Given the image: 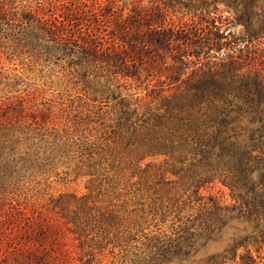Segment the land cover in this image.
<instances>
[{"label": "trees", "instance_id": "obj_1", "mask_svg": "<svg viewBox=\"0 0 264 264\" xmlns=\"http://www.w3.org/2000/svg\"><path fill=\"white\" fill-rule=\"evenodd\" d=\"M150 2H132L126 15L124 9L106 10L100 3L39 2L20 9L1 5L0 38L8 37L45 62H65L92 101L111 103L119 130L141 137L152 156L164 157L167 168L162 174L171 172L182 179L184 192L192 188L165 206L188 214L173 236L155 238V263L162 261L161 253L186 254L198 241L220 235L234 214L247 223L244 234L233 236L206 264H226L238 256L255 263L264 257L260 0ZM221 3L243 25L242 35L228 28ZM24 109L21 101L19 110L0 113V264H86L88 235L94 229L103 238L118 232L119 211L94 194L92 182L88 193L49 196L42 209L18 198L16 190L29 177L51 174L59 164L69 163L72 154L91 156L87 144L40 133L48 130L45 124L34 120L36 126H27ZM85 160L90 161H81ZM91 166L88 163L90 170ZM213 183L228 189L233 204L202 193ZM114 236L119 240L117 233ZM69 238L75 244L70 245Z\"/></svg>", "mask_w": 264, "mask_h": 264}, {"label": "rangeland", "instance_id": "obj_2", "mask_svg": "<svg viewBox=\"0 0 264 264\" xmlns=\"http://www.w3.org/2000/svg\"><path fill=\"white\" fill-rule=\"evenodd\" d=\"M150 1L0 0V6L14 5L20 9L23 5L34 7L39 2L46 6L69 2L76 5L100 3L106 10L109 6L111 11L124 9L123 14L126 15L132 2L147 6ZM260 5L264 10V0H260ZM219 9L229 19L228 28L231 32L242 35L243 25L235 20L234 12L222 3ZM61 11H57V14L60 15ZM46 13L50 14L49 11ZM177 15L180 16L181 12ZM0 42V113L19 110L22 101L25 104L22 114L25 115L27 126H36L32 123L36 120L49 127L48 130L38 128L40 133H57L76 145L91 146V156L85 154L82 158L72 154L74 158H70L69 163L59 164L51 174L38 173L24 180L23 185L16 190L20 196L18 198H25L42 209L49 196L56 197L61 192H76L78 195L88 193L86 187L92 182L94 194H98L106 204L115 205L119 211L122 220L116 232L119 240L114 236L116 233L103 238L101 232L94 229L87 237L90 246L84 258L86 264H206L210 256L222 253L227 248L233 236L244 234L247 223L234 214L220 235H213L207 241H198L186 254H177L175 251L161 253L162 261L155 263L152 259L155 238L173 236L188 214L186 210L170 212L169 207L165 206L176 194L191 192L192 188L184 192L182 179L171 172L162 174L167 168L164 157L152 156L147 142L141 137L134 139L124 130H119L116 112L110 109L111 103L104 105L92 101L89 91L83 89L81 82L77 83L72 69L65 62H45L15 45L8 37H1ZM126 93L122 90L123 95ZM145 93L146 90L139 94L144 96ZM147 99L144 98V101ZM8 103H12L9 109L5 107ZM85 157L90 161H81ZM88 163L93 167L91 170ZM202 193L219 196L223 204H233L228 189L219 183H213ZM68 242L70 245L75 244L70 238ZM76 252L75 249L72 255ZM239 253L246 254L243 250ZM75 263L80 264L78 261ZM226 264H264V257L261 260L256 258L253 263L241 260L238 256L235 261Z\"/></svg>", "mask_w": 264, "mask_h": 264}]
</instances>
